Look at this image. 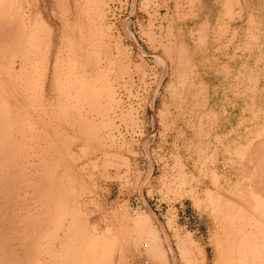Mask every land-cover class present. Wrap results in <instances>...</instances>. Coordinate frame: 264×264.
Masks as SVG:
<instances>
[{
	"label": "rangeland",
	"instance_id": "obj_1",
	"mask_svg": "<svg viewBox=\"0 0 264 264\" xmlns=\"http://www.w3.org/2000/svg\"><path fill=\"white\" fill-rule=\"evenodd\" d=\"M0 4V264H264V0Z\"/></svg>",
	"mask_w": 264,
	"mask_h": 264
},
{
	"label": "bare ground",
	"instance_id": "obj_2",
	"mask_svg": "<svg viewBox=\"0 0 264 264\" xmlns=\"http://www.w3.org/2000/svg\"><path fill=\"white\" fill-rule=\"evenodd\" d=\"M13 1H14V0H13ZM10 3H11V2H10ZM4 5H5V4H4ZM0 6H1V4H0ZM8 132H9V131H8ZM8 132H7V133H8ZM12 132H13V131H12ZM12 132H11V133H12ZM11 135H12V134H11ZM6 136H7V135H6ZM10 137H11V136H10ZM12 137H13V136H12ZM4 142H5V141H4ZM6 143H7V142H6ZM9 143H10V142H9ZM7 144H8V143H7ZM69 164H70V163H69ZM1 170H2V169H1ZM4 172H5V171H4ZM10 180H11V179H10ZM0 181H1V179H0ZM4 181H5V179H4ZM14 183H15V182H14ZM3 185H4V184H3ZM10 185H11V184H10ZM2 190H3V189H2ZM241 190H243V189H241ZM8 192H10V191H8ZM10 193H11V192H10ZM0 194H1V193H0ZM6 195H8V194H6ZM241 195H242V194H241ZM8 197H9V196H8ZM8 197H7V198H8ZM10 200L12 201V199H10ZM229 200H230V199H229ZM234 200H235V199H234ZM243 200H245V199L243 198ZM243 200H242V201H243ZM7 201H8V200H7ZM251 201H252V200H251ZM5 202H6V201H5ZM0 203H1V202H0ZM225 203H226V202H225ZM243 203H244V202H243ZM252 204H253V203H252ZM249 205H250V204H249ZM249 205H248V206H249ZM2 206H3V204H2ZM5 206H6V205H5ZM9 206H10V205H9ZM3 207H4V206H3ZM3 207H2V208H3ZM224 207H225V206H224ZM9 208H10V207H9ZM253 208H254V207H253ZM7 209H8V208H7ZM7 209H6V210H7ZM223 209H225V208H223ZM223 209H222V210H223ZM228 210H230V209H228ZM223 211H224V210H223ZM223 211H222V212H223ZM7 212H8V211H7ZM227 212H228V211H227ZM19 213H20V212H19ZM224 213H225V212H224ZM226 215H227V213H226ZM7 217H8V216H7ZM22 217H23V216H22ZM226 217H227V216H226ZM228 217H229V216H228ZM228 219H229V218H228ZM228 219H227V220H228ZM224 220L226 221V218H225ZM251 221H252V220H251ZM222 222H223V221H222ZM227 222H228V221H227ZM231 223H232V221H231ZM226 227H227V226H226ZM223 230H224V229H223ZM156 238H157V237H156ZM258 245H260V244H258ZM158 247H159V246H158ZM159 248H160V247H159ZM260 248H261V247H260ZM13 249H14V248H13ZM261 249H262V248H261ZM261 249H259V250H261ZM7 250H8V249H7ZM7 250H6V251H7ZM8 251H9V250H8ZM15 252H16V251H15ZM10 255H11V254H10ZM13 255H14V254H13ZM24 255H25V253H24ZM219 255H220V254H219ZM220 256H221V255H220ZM11 257H12V256H11ZM221 259H222V258H221ZM72 261H74V260H72ZM258 261H259V260H258ZM70 263H71V262H70ZM222 263H223V262H222ZM228 263H229V262H228ZM261 263H262V261H261ZM67 264H68V263H67ZM257 264H258V263H257Z\"/></svg>",
	"mask_w": 264,
	"mask_h": 264
}]
</instances>
